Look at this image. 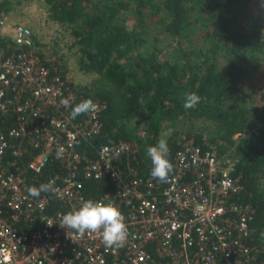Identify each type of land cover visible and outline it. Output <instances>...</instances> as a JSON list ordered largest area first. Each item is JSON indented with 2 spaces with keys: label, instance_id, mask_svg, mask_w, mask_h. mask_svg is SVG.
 <instances>
[{
  "label": "trees",
  "instance_id": "trees-1",
  "mask_svg": "<svg viewBox=\"0 0 264 264\" xmlns=\"http://www.w3.org/2000/svg\"><path fill=\"white\" fill-rule=\"evenodd\" d=\"M23 1L0 0V16ZM40 1L50 21L68 28L79 69L95 75L89 87L76 88L67 81L63 65L46 64L73 92L71 110L85 99L105 104L100 136L90 144L78 140L76 152L94 159L101 147L124 142L129 152L120 159L121 169L146 178L152 167L146 148L160 139L169 148V176L186 142L202 151L215 150L222 167L242 187L233 201L254 211L249 245L257 264H264V252L257 250L264 240V100L258 103L256 90L241 94L248 80L241 62L264 56L261 0ZM150 22L159 28V40L162 34L177 40L169 55L148 42ZM193 27L201 33L197 42L188 40ZM186 92L201 97L191 109L183 107ZM14 124L13 115L0 116V132L7 134ZM35 155L28 148L24 160ZM64 165L61 159L49 158L40 175L30 176L29 187L53 176L62 178ZM77 180L86 200L95 201L113 189L108 178L89 181L78 174ZM56 210L65 211L52 201L50 211Z\"/></svg>",
  "mask_w": 264,
  "mask_h": 264
},
{
  "label": "built area",
  "instance_id": "built-area-1",
  "mask_svg": "<svg viewBox=\"0 0 264 264\" xmlns=\"http://www.w3.org/2000/svg\"><path fill=\"white\" fill-rule=\"evenodd\" d=\"M73 100L40 58L31 29L0 17V116L15 118L7 134L0 132V264H257L249 245L254 211L233 201L242 187L215 150L186 142L167 183L121 169L129 152L124 142L87 159L75 144L100 136L105 104L95 101V112L75 122ZM58 146L64 148L60 158ZM28 148L36 155L24 160ZM51 157L64 161V176L43 183L54 191L30 196V176L40 175ZM78 174L110 180L113 189L95 201L123 214L128 235L122 246L106 247L99 234L79 236L58 226L61 214L86 200ZM52 201L65 211L51 212ZM257 250L264 252V240Z\"/></svg>",
  "mask_w": 264,
  "mask_h": 264
},
{
  "label": "rangeland",
  "instance_id": "rangeland-1",
  "mask_svg": "<svg viewBox=\"0 0 264 264\" xmlns=\"http://www.w3.org/2000/svg\"><path fill=\"white\" fill-rule=\"evenodd\" d=\"M27 1L14 4L9 14L1 15L0 17L6 18L11 24H22L30 28L40 55L43 56V61L49 65H53L54 62L57 65H63L67 71L65 77L74 87H89L95 80V75L82 72L79 69L77 47L73 43L68 28L61 27L56 22L50 21L47 18L48 15H46V19H43L42 16L46 8L42 3ZM147 25L149 32L148 42L150 43L152 40L156 47L163 50L164 54L169 55L172 49L177 47V40L163 34L159 40L156 34L159 33V28L155 29L154 22H150ZM6 32H9V29H6ZM200 34L199 28L193 27L189 33L188 40L192 39L193 42H197ZM182 42L185 45L186 39H183ZM241 63L248 73V80L241 94L246 95L250 91L256 90V99L260 103L264 100V95L260 96V94L264 93V56L257 55L252 60H245Z\"/></svg>",
  "mask_w": 264,
  "mask_h": 264
},
{
  "label": "clouds",
  "instance_id": "clouds-1",
  "mask_svg": "<svg viewBox=\"0 0 264 264\" xmlns=\"http://www.w3.org/2000/svg\"><path fill=\"white\" fill-rule=\"evenodd\" d=\"M261 7H264V0H261ZM201 100L196 92H186L184 94L183 107L191 109ZM65 105L69 104L68 100H63ZM97 105L91 99H85L76 104L70 116L75 119L79 115L95 112ZM64 154L63 146H58L56 156L62 157ZM119 153L117 152L116 155ZM146 154L151 161L150 176L161 183H167L169 174L173 171V165L169 161V148L165 139H160L156 145L148 146ZM54 191L53 184H41L38 187L28 188V194L32 197H39L42 192L47 193ZM49 226V225H48ZM52 225H50L51 227ZM61 228L70 229L74 234L83 236L86 233H96L101 236L102 243L106 247H120L128 235L127 225L124 222V216L121 211L112 203L102 201H93L91 199L82 202L77 210L61 214Z\"/></svg>",
  "mask_w": 264,
  "mask_h": 264
},
{
  "label": "crops",
  "instance_id": "crops-1",
  "mask_svg": "<svg viewBox=\"0 0 264 264\" xmlns=\"http://www.w3.org/2000/svg\"><path fill=\"white\" fill-rule=\"evenodd\" d=\"M29 1H30V2H31V1H38V2L42 3L40 0H29ZM27 3H29V2L27 1ZM42 4H43V3H42ZM42 4H41V5H42ZM43 5H44V4H43ZM44 6H45V5H44ZM45 8H46V6H45ZM45 8H44V9H45ZM8 14H9V13H8ZM42 14H43V13H42ZM46 15H48V14H47V8H46V10H45V12H44L42 18H43V19H46ZM47 17H48V16H47ZM29 176H30V174H29Z\"/></svg>",
  "mask_w": 264,
  "mask_h": 264
}]
</instances>
